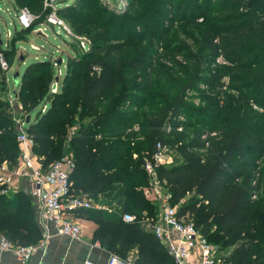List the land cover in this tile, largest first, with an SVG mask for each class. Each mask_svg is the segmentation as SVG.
<instances>
[{"label":"trees","instance_id":"trees-1","mask_svg":"<svg viewBox=\"0 0 264 264\" xmlns=\"http://www.w3.org/2000/svg\"><path fill=\"white\" fill-rule=\"evenodd\" d=\"M144 1L141 14L126 11L117 23L113 11L108 20L95 19L100 9L92 0L58 9L78 11L83 25L95 26L99 37L92 38L90 51L68 58L62 78L47 59L29 63L17 93L20 109L0 98V163L19 164L17 119L29 117L25 131L42 166L70 150L71 193L98 201L112 188L105 202L109 208L73 212L96 223L93 240L123 258L136 249L132 264H174L143 227L158 217V203L139 187H149L143 165L160 144L168 155L174 153L156 165V175L178 216L192 221L216 247L221 264H264V0ZM14 5L30 3L15 0ZM178 22L201 29L200 40H193L196 54L185 44L173 46L169 34ZM152 23L158 43L138 44ZM96 40L103 49L117 43L101 55ZM158 47L165 63L157 57ZM179 53L182 61L173 56ZM142 80L148 85L141 86ZM189 91L198 93L200 106L187 100ZM130 104L137 109H127ZM73 125L77 129L68 137ZM139 136L141 147L124 150ZM114 199L119 201L112 204ZM153 205L156 212L140 216ZM124 213L135 219L125 222ZM0 234L22 245L38 240L24 192L0 193Z\"/></svg>","mask_w":264,"mask_h":264},{"label":"rangeland","instance_id":"rangeland-1","mask_svg":"<svg viewBox=\"0 0 264 264\" xmlns=\"http://www.w3.org/2000/svg\"><path fill=\"white\" fill-rule=\"evenodd\" d=\"M28 1L30 3L29 7L16 8L14 5L15 0H0V56H2L1 60L5 61V66H3L1 65L0 60V81H3L4 79L2 83L5 82L3 86L0 85V98L8 100L9 104L16 110L20 109L17 93L19 92L21 75L29 63L41 59H47L53 64L52 66L55 68L56 76L62 78L67 72L66 64L68 58L76 57L80 54V51H90L89 49L94 43L92 38L99 37L98 35L100 33L95 26L83 25L87 24V22H85L84 19H80L81 17L75 9L66 10L67 12H61L58 10L61 7H68L69 5L76 3V0H43L41 3L42 9L40 11L37 9L40 4V0ZM146 2L148 1L143 0L141 4H139V1L128 0H92V6L100 9L99 15H96L97 17L95 16V19L99 21L101 18L105 17L106 20H108L111 18L110 11H113L117 13L113 19L117 23L118 18L126 11H128L129 14H141V9L146 6ZM23 13L28 15V18L25 20H21V15H23ZM199 21H201V19H199ZM101 24H104V21ZM80 28H82V30H80ZM154 28L155 25L152 23L147 31L144 33L141 32L140 37L142 40L138 42V44L155 45L158 43L157 38L151 36V31L154 30ZM200 30L201 29L197 26H189L185 25L184 22H178L175 24L169 36L172 40L176 41L173 45L175 48L180 47L181 44H185L187 47L190 46V54H196L198 47L195 45L194 41L197 42L200 40ZM115 43L117 42L111 41L105 45L106 48L103 49L104 45L100 43L99 40H96L95 46L99 48L96 53L105 55L107 53V48ZM156 50L158 52L157 57L160 62L165 63L167 57L162 59V51L159 47L156 48ZM111 56L115 57L116 55L111 54ZM173 56L178 61L183 60V55L181 53ZM58 60H61L60 63H58ZM73 66L76 67V65ZM17 71L19 72V81L16 86L12 80V75ZM139 84L141 86H147L148 82L147 80H142ZM200 87H203V85H200ZM57 89V85H55L53 86L52 91ZM187 100L195 106H200L202 102L198 93L195 91L188 92ZM127 109H137V107L130 104ZM35 114L36 110L31 112L32 117ZM23 118L25 119L26 117L23 116ZM17 120L19 123L20 117ZM76 126L77 125H73L70 128L68 137L76 131ZM141 143L142 137L139 136L134 143L124 145V150H127L130 147H137L139 145L141 147ZM27 148L30 150V155L37 159L32 146L30 145ZM66 153L71 155L70 150H67ZM173 154L174 153H170L168 158H173ZM132 156L136 157V154L133 153ZM21 159L19 163H21ZM1 164H3L2 166L4 171L10 176V174H13L12 172H14L15 169L22 167L24 163L20 164L17 168L6 162H2ZM260 166L264 167V163H261ZM13 181L15 184L17 183L20 185L23 182V179L20 178L18 174H14ZM139 189L144 192L148 199L154 200L153 194L150 190H147L146 187L143 189L142 187H139ZM111 191V187L106 188L98 201L92 199L91 202L93 207L109 208L110 206L106 205L105 202L109 199L107 193H111ZM118 201L119 199H114L111 203L116 204ZM156 205L159 212V205ZM153 211L156 212L154 205L148 213L143 211L140 216L144 218L149 214V212ZM80 226L82 228L81 224Z\"/></svg>","mask_w":264,"mask_h":264},{"label":"built area","instance_id":"built-area-1","mask_svg":"<svg viewBox=\"0 0 264 264\" xmlns=\"http://www.w3.org/2000/svg\"><path fill=\"white\" fill-rule=\"evenodd\" d=\"M27 18L26 13L21 15V20ZM1 59L2 56H0ZM4 62L1 60V65L5 66ZM218 62L223 63L221 58ZM42 111H45V107ZM24 125L19 122L16 133L23 160L21 159V163L14 167L24 164L9 176L4 171L3 164L0 163V193L7 195L11 192L14 174H18L27 184L25 192L37 201L39 207L37 222L42 230V236L37 244H16L0 234V251L12 252L23 264L31 258L37 245L48 242L52 234L51 227L58 234L79 239L81 226L73 212L78 208L93 207L89 198L71 193L70 175L75 167L71 155L65 152L47 167L42 166L30 155L27 147L32 146L33 141L26 134ZM169 160L165 149L157 144L153 160H146L143 165L145 172L149 175L147 190L151 191L154 201L159 205L156 222L146 220L143 222V227L153 233L165 246L174 264H221L216 258V247L201 236L192 221L184 216H178L177 206L171 204L168 191L163 189V184L157 179L156 165ZM122 219L125 222H132L135 216L124 213ZM107 264H132V259L112 254Z\"/></svg>","mask_w":264,"mask_h":264},{"label":"crops","instance_id":"crops-1","mask_svg":"<svg viewBox=\"0 0 264 264\" xmlns=\"http://www.w3.org/2000/svg\"><path fill=\"white\" fill-rule=\"evenodd\" d=\"M26 190L27 184L25 181L20 185L17 183L15 184L13 181L10 193L18 191L24 192L25 195L29 197L25 192ZM29 201L35 219V226L39 232V238L35 243L37 244L42 236V230L37 222L39 207L35 199L29 197ZM76 218L82 225L79 239H72L68 236L58 234L54 228L51 227V238L44 245H37L31 258L24 264H107L112 253L107 247L100 245L98 241H94L92 238V232L96 223L89 219L81 217ZM229 252L230 250H227L222 253L228 254ZM135 253L136 249H131L126 257L132 259L134 258ZM0 264L23 263L12 252L0 251Z\"/></svg>","mask_w":264,"mask_h":264},{"label":"water","instance_id":"water-1","mask_svg":"<svg viewBox=\"0 0 264 264\" xmlns=\"http://www.w3.org/2000/svg\"><path fill=\"white\" fill-rule=\"evenodd\" d=\"M61 60H58V63H60ZM12 80L14 82V84L17 86L18 85V81H19V72H15L12 75ZM29 121V117H26L25 119L23 118V116L20 117V122L23 124H27Z\"/></svg>","mask_w":264,"mask_h":264}]
</instances>
